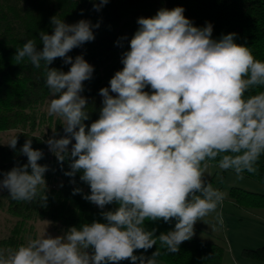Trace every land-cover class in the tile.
Returning a JSON list of instances; mask_svg holds the SVG:
<instances>
[{"label": "clouds", "instance_id": "clouds-1", "mask_svg": "<svg viewBox=\"0 0 264 264\" xmlns=\"http://www.w3.org/2000/svg\"><path fill=\"white\" fill-rule=\"evenodd\" d=\"M92 2L99 12L109 0ZM184 12L181 6L162 7L137 19L130 40L118 38L119 47L128 41L123 67L99 89L102 106L90 125L82 93L94 66L83 53L68 54L94 41L100 22L69 24L54 15L51 34L39 32L42 48L27 39L16 49L18 64L27 58L43 69L48 114L62 120L64 134L53 131L44 143L62 171L67 162L64 175L71 184L79 174L89 186L90 193L75 187L72 195L100 209L103 222L93 219L55 237L45 232L0 248V264H159L158 249L145 255L157 241L166 254H176L193 238L198 221L212 213L219 219L225 193L207 179L210 162L238 178L258 171L264 155V91L248 93L264 87V62L235 42L236 33L213 38L212 23L194 26ZM57 58L70 65L68 71L50 67ZM17 143L14 136L6 145L15 151ZM19 154L27 163L0 173V190L12 200L47 207L50 166L38 163L43 150L34 149L29 138ZM108 205L115 207L105 210ZM149 221L175 223L157 236V228L146 227ZM138 250L143 251L137 255Z\"/></svg>", "mask_w": 264, "mask_h": 264}, {"label": "trees", "instance_id": "trees-1", "mask_svg": "<svg viewBox=\"0 0 264 264\" xmlns=\"http://www.w3.org/2000/svg\"><path fill=\"white\" fill-rule=\"evenodd\" d=\"M177 6L185 9V17L194 26L203 27L206 22L212 23L213 38H219L222 33H236L235 42L250 47L254 57L264 62V0H109L99 12L93 10L92 0H0V130L15 129L13 137L18 138L15 151L0 143V173L27 163V157L20 155L19 149L29 138L34 149L44 152V157L38 163L50 166L45 173L47 207H39L37 201L12 200L9 192L5 195V202L3 197L0 198V208L6 204L7 212L16 218L10 234L0 238V248L17 247L29 238L37 237L32 224L36 219L48 218L67 229L91 223L93 219L103 222L99 216L100 209L84 200L80 194L72 195L75 187L90 193L89 186L80 181L79 174L75 177L76 183L71 184L72 178L64 175V171L69 170L67 162L62 171L44 143L53 135V131L60 136L64 134L62 120L50 116L44 109L50 95L44 84L43 69L33 67L27 58L18 64L13 58L16 49L21 48L27 39L35 40L38 48H42L39 32L51 34L50 18L54 15L69 24L81 19H88L93 24L100 22V27L93 30L95 40L68 54L74 58L83 53L86 61L94 66L93 78L84 82L85 91L82 93L88 98L90 119L85 123L90 125L98 118L102 106L99 89L107 87L110 78L123 67L121 53L128 49V41L123 42V47L115 42L122 36L131 39L138 28L139 17H152L162 7L172 9ZM50 67L66 72L70 65H64L62 59L57 58ZM259 91H264V87L248 94ZM257 168L256 173L243 174L264 184V155L257 162ZM231 196L241 206L264 207V194L233 188ZM113 207L115 205H108L105 210ZM174 223L149 221L146 227L149 230L157 228L158 236L174 227ZM157 249L161 252L159 264H222L224 254V245L220 241L195 235L190 241L183 242L176 254H166L157 241V245L145 255L151 256ZM141 251L138 250L136 254L139 255ZM244 252L264 258V245L246 248ZM120 264L131 262L125 260Z\"/></svg>", "mask_w": 264, "mask_h": 264}, {"label": "rangeland", "instance_id": "rangeland-1", "mask_svg": "<svg viewBox=\"0 0 264 264\" xmlns=\"http://www.w3.org/2000/svg\"><path fill=\"white\" fill-rule=\"evenodd\" d=\"M48 105L49 102L44 105L47 112ZM15 132V129L0 130V143L7 144ZM206 176L214 188L225 193V199L217 209L220 213L219 219L216 218V213H212L203 221H198L194 226L195 236L220 241L224 245L223 263L230 264L233 263L234 252H240L244 244H256L254 237L264 232V207L241 206L232 198L231 191L233 188H239L264 194V184L244 174L242 178H238L233 171L220 170L216 163L211 162ZM7 193L6 189L0 190V198L3 197L4 202ZM4 205L0 208V238L10 234L16 221V218L7 212L6 204ZM32 224L37 236L46 232L55 237L67 230L60 223L48 218L36 219Z\"/></svg>", "mask_w": 264, "mask_h": 264}, {"label": "crops", "instance_id": "crops-1", "mask_svg": "<svg viewBox=\"0 0 264 264\" xmlns=\"http://www.w3.org/2000/svg\"><path fill=\"white\" fill-rule=\"evenodd\" d=\"M256 244H244L241 251L238 253H235L232 255V261L233 263L230 264H264V258L261 257H253L247 253L244 252V250L251 249V248H257L264 245V232L262 231L261 234H259L258 237H254ZM234 257V258H233ZM222 264H227L223 263Z\"/></svg>", "mask_w": 264, "mask_h": 264}]
</instances>
